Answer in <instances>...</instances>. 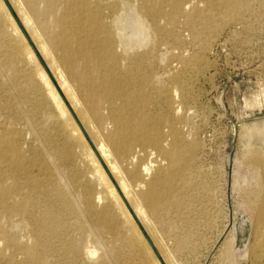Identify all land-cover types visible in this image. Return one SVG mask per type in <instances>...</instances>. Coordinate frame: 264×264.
<instances>
[{
    "label": "rangeland",
    "instance_id": "1",
    "mask_svg": "<svg viewBox=\"0 0 264 264\" xmlns=\"http://www.w3.org/2000/svg\"><path fill=\"white\" fill-rule=\"evenodd\" d=\"M0 1L4 4L0 5V79L3 80H0V134L8 129L15 132L17 142L30 162L29 172L43 177L47 190L51 186L64 193L80 188L93 190L95 181L89 175L101 166L108 181L106 191L109 186L114 188L119 203L141 235L140 240L128 230L127 217L121 216L118 203L108 197L104 202L114 216L109 224L115 232L100 228L99 224L95 226L94 234L85 227L75 230L74 227L82 224L83 220L76 214L67 219L73 228L70 231L72 237L84 242L93 239L89 244L98 247V256L92 260L82 254L70 256L60 239L54 237L47 240L45 254L48 264H264V251L259 256L251 253L254 243L264 240V224L257 228L254 226L260 186L258 170L252 164L238 160L244 140L241 135L243 126L264 118V0H240L236 7L238 10H234L236 15L227 16L222 12L221 16L217 14L208 18L206 30L197 38L183 32L182 47H159L153 64L146 66L148 70L152 68L158 77L161 75L160 83L168 78H177L183 85L179 127L187 140H198L194 152L183 154L169 196L160 191L157 183L156 189L163 198L161 204L157 203L154 209L147 210V218L134 214L132 209L137 203L136 195L129 187L125 188L126 191L122 189L118 173L109 164L112 158L103 156L96 148L100 137L113 131L112 121L106 117L108 101L96 100L101 115L106 119L101 123L93 121L86 112L87 104L76 101L60 85L51 55L67 73L70 69L77 71L83 68L81 70H88L91 74L92 67H87L86 62L80 60L78 47H70L71 51L68 47L50 48V51L39 48L41 39L32 26L23 25L17 2L6 0L28 34L29 43L4 0ZM206 1L192 0L195 9H206ZM71 5L69 0H57L54 2L56 14L41 16L45 26V30H41L43 38L58 34L60 26L56 25V20L64 8H72ZM11 21L18 33L14 32ZM213 26L216 28H208ZM59 40H65L72 46L77 43L76 34L69 29ZM28 50L32 51V56L27 55ZM160 51H166L162 62L158 56ZM69 54L73 61L71 68L64 66L62 60L63 55ZM118 68L119 72L124 70V66ZM40 70L54 86L79 135L73 132L71 122L66 116H61L60 110L47 96ZM154 89L147 86L143 91L144 101L135 96L123 111L128 108L136 115L146 114L150 135H161V146L169 148V130L165 119L175 120L176 115L165 111L160 98L153 93ZM25 110L29 115L27 117ZM114 132L121 138L120 148L123 151V157L115 160L125 173L133 169L139 171L140 165L151 157L153 161L156 158V167L150 179L157 171H161L163 176L172 172L149 141H129L132 138L125 128ZM133 155L137 158L131 161ZM62 179L66 182H61ZM130 180L132 183L136 181L135 178ZM139 180L146 181L142 177ZM19 258L20 255L14 256L12 262H17Z\"/></svg>",
    "mask_w": 264,
    "mask_h": 264
},
{
    "label": "bare ground",
    "instance_id": "2",
    "mask_svg": "<svg viewBox=\"0 0 264 264\" xmlns=\"http://www.w3.org/2000/svg\"><path fill=\"white\" fill-rule=\"evenodd\" d=\"M15 1L18 4L22 22H24L23 25L32 26L41 39L39 48L50 51V48L68 47L67 49L71 51L70 47H78L80 60L86 62L87 67H92V76L88 70H81L83 68L73 71L70 69L72 65L71 55H63V65L67 68L70 67V71L67 73L55 61L54 55H51V60L54 61V72L60 85L76 101H84L87 104L86 112L93 121L101 123L106 119L101 115L97 101H108L109 111L106 117L112 121L113 131L106 136H101L96 148L103 156L112 158V162L110 161L109 164L113 171L118 173L117 176L122 189L124 188L123 190L126 191L125 188L129 187L136 195L137 203L132 209L134 214L147 218V210L154 209V205L157 203L161 204L163 197L160 191L166 196L168 193L169 196V192L172 191V182L178 176L177 168L182 161L183 154L189 151L194 152L198 146V140L194 138L187 140L179 127L180 115L178 116V114L181 113L183 85L177 81V78L175 80L168 78L166 82L160 83L159 77L161 75L158 77L155 72L153 73L152 68L148 70L146 66L153 64L159 47H182L183 32H187L192 38H197L207 28L208 18L217 14L225 13L227 16L232 13L235 14L234 10L237 9L240 0H207L206 9H195L192 0H69L72 8H64L60 18L56 20V25L60 26V31L58 30L59 32L55 36L48 35L46 39L41 34V30H45V26L40 19L45 14H56L54 2L57 0ZM0 5L3 6L4 4L2 5L0 1ZM11 26L14 32L18 33L13 21H11ZM208 28L215 29L216 27ZM68 29L76 34L77 43L73 46L65 40H59V37L64 36ZM90 47H92V53ZM26 53L28 56L33 55L31 50ZM158 56L162 62L166 57V51H160ZM119 66H124V70L119 72ZM39 73L45 84L47 96L60 110L61 116H66V119L71 122L54 86L42 70ZM72 79L74 81H71ZM4 81L6 80L4 79ZM147 86L155 87L153 93L160 98L165 111L174 112L176 115L175 120L165 119L169 130V148L161 146L163 138L161 135H150L146 126V114L142 112L136 115L132 111H128V108L123 111L135 96L144 101L145 92L143 94V91ZM141 90L142 92H140ZM16 100L18 101V98ZM117 101H119V106ZM27 116L29 115L26 112ZM71 125L73 132L78 134V129L73 126L72 122ZM123 128L131 135L132 139L129 141L134 143L149 141L157 149L161 160L166 161L168 167L172 168V172L163 176L161 171H157L154 177L150 179L156 167L154 162L156 158L154 157L153 161L150 156L151 159L149 158L140 165L139 171L133 169L129 173H125L121 165L115 160L117 157L120 159L123 157V151L120 148L121 138L114 131ZM191 131L193 132V130ZM241 135L244 140L238 160L252 164L258 170L260 186L256 224H254L257 228L264 224V118L245 124ZM136 158L137 155H133L131 161L136 160ZM100 167L97 166L94 174L89 175V178L95 181V189L93 190L80 188L78 191L75 189V192L64 193L55 186H51L47 190L45 188L46 180L29 172L30 162L27 161L25 153L17 142L15 132L8 129L1 133L0 264H48L45 254L47 240L54 237L60 239L65 245V251L70 256L82 254L88 260H92L100 250L97 246H93L94 244H89L93 239H87L85 242L81 239L75 240L72 237L73 233H70L73 228L67 219L70 215L76 214L83 220L82 224L73 226L75 230H81L85 227L88 232L94 234L95 226L99 224L101 225L100 228L104 227L115 232V229L109 224L114 216L104 202L108 197L111 201L118 203V211H120L121 216L127 217L128 230L141 240L140 233L119 203L114 188L109 186L106 191L108 181ZM141 177L146 181L139 180ZM130 178H135L136 181L132 183ZM62 180L61 182H66L64 179ZM156 185L159 186L160 191H157ZM68 186L72 187L69 184ZM129 211L132 217L136 219L130 207ZM263 251L264 240L259 239L251 247V253L259 256ZM16 255H20L19 260L12 262ZM101 256V259L104 258V254Z\"/></svg>",
    "mask_w": 264,
    "mask_h": 264
},
{
    "label": "water",
    "instance_id": "3",
    "mask_svg": "<svg viewBox=\"0 0 264 264\" xmlns=\"http://www.w3.org/2000/svg\"><path fill=\"white\" fill-rule=\"evenodd\" d=\"M4 2L6 3V6L8 7V9H9V11L11 12L12 16L14 17V19L16 20V22H17V24H18L20 30L22 31L24 37L27 39V41H28L29 43H31V40H30L28 34L26 33V31H25L24 28L22 27V25H21V23L19 22V20L17 19L16 15L13 13L12 9H11L10 6L8 5V2H7L6 0H4ZM32 49H33L34 53L36 54V56L38 57V59H39L40 61H42L41 58H40V56H39V54H38V52L36 51V49H35L34 47H32ZM42 65H43V67H44L46 73L48 74V76H49L50 79H51V75H50V73L48 72V70L46 69V67L44 66L43 63H42ZM140 230H141L142 234L146 237V239L149 241L150 245L152 246V243H151L150 240L148 239V236L146 235V233L144 232V230H143L142 228H140Z\"/></svg>",
    "mask_w": 264,
    "mask_h": 264
}]
</instances>
